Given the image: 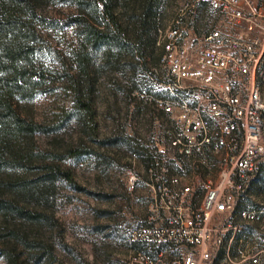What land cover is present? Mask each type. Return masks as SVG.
<instances>
[{"label": "rangeland", "instance_id": "obj_1", "mask_svg": "<svg viewBox=\"0 0 264 264\" xmlns=\"http://www.w3.org/2000/svg\"><path fill=\"white\" fill-rule=\"evenodd\" d=\"M76 1L58 0L57 5L49 6V14L78 15L81 11ZM147 2L111 0L115 14L131 29L137 25L136 15L142 14V4ZM184 4L185 0H161L156 19L158 42L174 26ZM183 26L200 46L203 33L228 24L221 13L196 5ZM77 33L71 27L48 32L47 37L56 52L66 55L79 41ZM146 47V59L132 60L125 54L120 68L104 63L100 51L95 53L91 68L94 120L89 126L66 118L74 106L66 75L22 102V113L29 119L62 124L54 134L35 136L33 147L41 154L33 162L37 168L26 175L39 177L45 171L42 165L58 164L72 172L75 186L60 182L44 202L29 203L32 209L50 215L53 220L48 225L17 221V228L34 241V247L9 239L0 241V248L12 251L16 264H126L136 249L129 243V235L133 228L148 224L153 202L151 185L162 169V157L167 151L163 127L171 123L169 115L155 101L164 95V90L151 73L155 58L149 53L150 46ZM262 91L264 97V83ZM73 150L82 154L73 158ZM207 156L209 164H205L203 157H194L172 160L168 165L172 173L183 176L184 182L197 185L206 180L216 181L218 159L214 154ZM131 175L137 178L133 189H129ZM244 201L246 207L264 206V158L250 178ZM249 231L255 229L250 227ZM219 253L216 264H227ZM0 264L10 263L0 256Z\"/></svg>", "mask_w": 264, "mask_h": 264}, {"label": "built area", "instance_id": "obj_2", "mask_svg": "<svg viewBox=\"0 0 264 264\" xmlns=\"http://www.w3.org/2000/svg\"><path fill=\"white\" fill-rule=\"evenodd\" d=\"M201 4L221 13L228 26L206 31L198 46L183 23ZM160 43L157 79L164 95L155 101L171 118L162 132L167 151L151 185L148 224L129 235L145 250L134 249L126 264H216L220 249L227 264H264V206H243L264 158V2L185 0ZM207 153L218 159L216 181L184 182L168 165L194 157L209 164ZM136 179L131 175L129 189Z\"/></svg>", "mask_w": 264, "mask_h": 264}, {"label": "trees", "instance_id": "obj_3", "mask_svg": "<svg viewBox=\"0 0 264 264\" xmlns=\"http://www.w3.org/2000/svg\"><path fill=\"white\" fill-rule=\"evenodd\" d=\"M76 2L81 13L63 16L49 14V6L57 5L58 0H0V241L9 239L34 247V241L17 228V221L48 225L53 220L50 215L32 209L29 203L44 202L60 182L75 186L72 172L58 164L42 165L45 171L39 177L26 175L37 168L33 162L41 154L33 147L35 136L54 134L62 124L29 119L22 113V102L66 75L74 98L73 110L67 112L66 118L89 126L94 120L91 68L97 51L104 63L120 68L125 54L132 60L146 59L148 44L156 65L151 73L156 78L161 74L164 49L158 42L156 26L161 0L142 4V14L136 15L137 25L133 29L115 14L111 0ZM71 27L78 32L79 41L66 55H61L52 47L47 33ZM81 154L72 151L73 158ZM130 244L145 250L141 244ZM219 254L223 258L224 250ZM0 256L16 264L9 249L1 247Z\"/></svg>", "mask_w": 264, "mask_h": 264}, {"label": "crops", "instance_id": "obj_4", "mask_svg": "<svg viewBox=\"0 0 264 264\" xmlns=\"http://www.w3.org/2000/svg\"><path fill=\"white\" fill-rule=\"evenodd\" d=\"M254 1H256V2H259L260 1V3L262 1L264 2V0H254ZM207 6L209 7V5H207V4H201L200 5V7H202V8H207ZM201 196H202V191L198 187H196V197H197V199L200 200L201 199Z\"/></svg>", "mask_w": 264, "mask_h": 264}]
</instances>
